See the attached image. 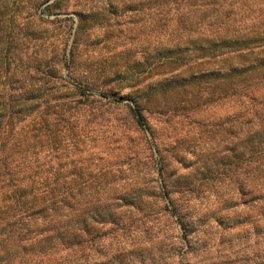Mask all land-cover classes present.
I'll return each mask as SVG.
<instances>
[{
	"label": "trees",
	"instance_id": "obj_1",
	"mask_svg": "<svg viewBox=\"0 0 264 264\" xmlns=\"http://www.w3.org/2000/svg\"><path fill=\"white\" fill-rule=\"evenodd\" d=\"M254 212L264 0H0V264H122L153 216L176 252Z\"/></svg>",
	"mask_w": 264,
	"mask_h": 264
},
{
	"label": "rangeland",
	"instance_id": "obj_2",
	"mask_svg": "<svg viewBox=\"0 0 264 264\" xmlns=\"http://www.w3.org/2000/svg\"><path fill=\"white\" fill-rule=\"evenodd\" d=\"M67 17L69 15L60 16L59 19L63 20ZM55 25L58 28H63L66 23L60 21ZM133 44L130 46L132 47ZM66 72L67 70H65ZM204 116L207 119L204 131L205 134H209L213 129L211 118L214 115L208 112ZM171 126L177 137L181 134L185 136L188 131L194 130L197 133L200 130V126L192 118L174 122ZM208 134L206 135L209 136ZM224 192L226 193V191ZM201 196L202 199L209 197L206 198L207 200L205 199V202L211 204V212L221 209V205L219 206L211 196L207 194ZM226 197L222 194L221 199L225 200ZM222 206L224 209L230 210L231 202L226 199L225 203L222 202ZM234 211L237 212V210ZM254 216L255 212L249 219H243L244 215L240 214V220L235 223L232 222V215L231 218L230 216L224 217L220 224L212 222L200 242L192 244L191 240L190 244H185L176 252L171 249L170 244L176 242L177 233H172L169 230L171 228L168 229V223L166 224L164 217L153 216L151 224L148 225L150 229L147 240H145L147 243H142L144 244L142 245L140 239L137 238L132 248L121 249V257L124 260L122 264H264V224L255 221ZM241 220L248 222L244 223ZM158 242H163V245L157 246ZM153 243H155L154 246ZM101 263L104 264L103 261Z\"/></svg>",
	"mask_w": 264,
	"mask_h": 264
},
{
	"label": "water",
	"instance_id": "obj_3",
	"mask_svg": "<svg viewBox=\"0 0 264 264\" xmlns=\"http://www.w3.org/2000/svg\"><path fill=\"white\" fill-rule=\"evenodd\" d=\"M65 70H67V66L65 67Z\"/></svg>",
	"mask_w": 264,
	"mask_h": 264
}]
</instances>
